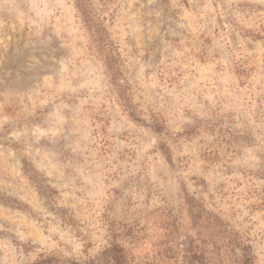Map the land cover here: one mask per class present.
<instances>
[{"label": "rangeland", "instance_id": "obj_1", "mask_svg": "<svg viewBox=\"0 0 264 264\" xmlns=\"http://www.w3.org/2000/svg\"><path fill=\"white\" fill-rule=\"evenodd\" d=\"M88 1L134 118L74 0H0V264H84L190 198L264 264V0Z\"/></svg>", "mask_w": 264, "mask_h": 264}, {"label": "trees", "instance_id": "obj_2", "mask_svg": "<svg viewBox=\"0 0 264 264\" xmlns=\"http://www.w3.org/2000/svg\"><path fill=\"white\" fill-rule=\"evenodd\" d=\"M74 6L89 50L100 62L116 98L134 118L114 42L88 0H74ZM250 260L249 246L218 215L190 198L177 215L155 209L144 214L142 222L113 230L110 246L84 264H249ZM31 264L78 263L49 257Z\"/></svg>", "mask_w": 264, "mask_h": 264}]
</instances>
